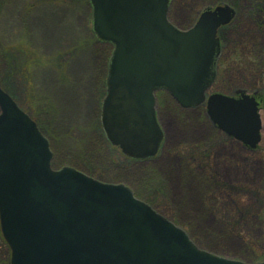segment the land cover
Here are the masks:
<instances>
[{"label":"rangeland","instance_id":"374dc122","mask_svg":"<svg viewBox=\"0 0 264 264\" xmlns=\"http://www.w3.org/2000/svg\"><path fill=\"white\" fill-rule=\"evenodd\" d=\"M226 7L233 18L218 30L216 82L197 110L184 109L165 91L157 94L164 140L151 160L128 157L106 138L102 104L114 46L96 38L90 0H0V87L22 111H32L51 143L55 171L71 168L102 183L123 185L185 231L199 249L230 261L261 264L264 0H171L168 18L187 32L205 13ZM44 23L55 29L52 34H46ZM53 76L72 97L63 94L57 101ZM215 95L249 96L261 104L262 140L255 149L212 123L208 101ZM55 112L64 119L73 114L62 130L51 125ZM0 264H11L1 230Z\"/></svg>","mask_w":264,"mask_h":264},{"label":"water","instance_id":"95a60500","mask_svg":"<svg viewBox=\"0 0 264 264\" xmlns=\"http://www.w3.org/2000/svg\"><path fill=\"white\" fill-rule=\"evenodd\" d=\"M170 3L91 0L94 33L114 46L102 123L109 141L134 159L155 158L164 140L158 90L186 109L206 102L218 30L233 18L218 8L183 32L168 20ZM0 109V221L12 264H244L199 249L123 185L53 170L48 140L1 87ZM259 111L249 96L208 101L212 123L253 149L262 140Z\"/></svg>","mask_w":264,"mask_h":264},{"label":"bare ground","instance_id":"6f19581e","mask_svg":"<svg viewBox=\"0 0 264 264\" xmlns=\"http://www.w3.org/2000/svg\"><path fill=\"white\" fill-rule=\"evenodd\" d=\"M90 2H91V0H90ZM168 20H169V18H168ZM169 22H170V20H169ZM44 26H45V32H46V34L47 35H49L50 33L52 34V32L55 30L51 25H48V26H46V23H44ZM92 27H93V12H92ZM50 32V33H49ZM64 34V33H63ZM62 34V35H63ZM61 37V36H60ZM110 64H111V61H110ZM109 68H110V66H109ZM78 69V66H75L74 68H73V71H76ZM110 70V69H109ZM108 77H109V73H108ZM52 80H53V82L51 83V87H52V93H53V91H55V93H53V95L54 96H56V95H58L59 96V100L57 99V101L59 102H61L62 101V95L63 94H65V92H63V90L64 89H62V87L61 88H59L58 86H57V82L55 81V79H54V76L52 77ZM107 83H108V79H107ZM108 87V86H107ZM57 92V93H56ZM107 93H108V90H107ZM53 96V97H54ZM65 96L66 97H68V96H71L72 97V95H70V94H68V93H66L65 94ZM107 96V95H106ZM106 98V97H105ZM56 99L54 100L55 102H56ZM68 99V98H67ZM104 101H105V99H104ZM104 101H103V104H102V108H103V105H104ZM157 106H158V104H157ZM157 106H156V109H157ZM29 117H31V116H29ZM72 117H73V114H69V116L67 117V118H61V117H59V115H58V113H53V115H52V120H51V125H52V127L53 128H56L57 129V127L59 126L60 127V130H62L63 129V126H64V123H65V121L66 122H70L71 120H72ZM101 119H102V116H101ZM44 133V132H43ZM54 158V157H53ZM0 230H1V224H0ZM1 233H2V230H1ZM4 237V236H3ZM10 248V247H9ZM11 257H12V250H11V248H10V261H11Z\"/></svg>","mask_w":264,"mask_h":264},{"label":"trees","instance_id":"16d2710c","mask_svg":"<svg viewBox=\"0 0 264 264\" xmlns=\"http://www.w3.org/2000/svg\"><path fill=\"white\" fill-rule=\"evenodd\" d=\"M26 108V107H25ZM25 111H27L28 113H30V111H29V109L27 108V110H25ZM32 112V111H31Z\"/></svg>","mask_w":264,"mask_h":264},{"label":"flooded vegetation","instance_id":"af4514ba","mask_svg":"<svg viewBox=\"0 0 264 264\" xmlns=\"http://www.w3.org/2000/svg\"><path fill=\"white\" fill-rule=\"evenodd\" d=\"M197 109H199V108H194V109H190V110H197Z\"/></svg>","mask_w":264,"mask_h":264}]
</instances>
